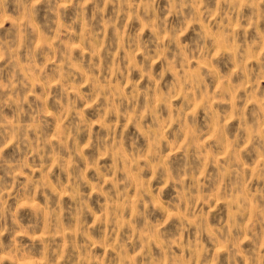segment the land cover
Here are the masks:
<instances>
[{
    "label": "rangeland",
    "instance_id": "374dc122",
    "mask_svg": "<svg viewBox=\"0 0 264 264\" xmlns=\"http://www.w3.org/2000/svg\"><path fill=\"white\" fill-rule=\"evenodd\" d=\"M0 264H264V0H0Z\"/></svg>",
    "mask_w": 264,
    "mask_h": 264
}]
</instances>
